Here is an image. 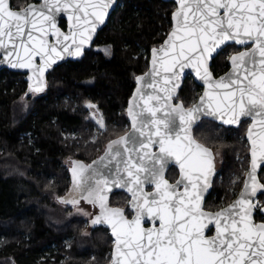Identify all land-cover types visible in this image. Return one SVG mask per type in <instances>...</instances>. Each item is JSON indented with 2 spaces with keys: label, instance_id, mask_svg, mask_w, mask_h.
<instances>
[{
  "label": "snow or ice",
  "instance_id": "obj_1",
  "mask_svg": "<svg viewBox=\"0 0 264 264\" xmlns=\"http://www.w3.org/2000/svg\"><path fill=\"white\" fill-rule=\"evenodd\" d=\"M179 4L174 14L178 26L161 48L164 55L160 68L166 85L160 89L162 95L145 99L137 89L133 99L142 100L143 105L140 110L129 106L132 131L112 141L106 153V157L119 158L112 183L132 192L136 215L129 221L123 209L107 206L104 193L109 177L96 172L99 179L95 189L83 190L88 193L85 199L99 203L100 214L92 223L111 226L116 237L117 258L113 264H264V223L256 224L252 215L256 207L252 198L258 190H264V183H259L256 176L264 162V0H179ZM111 5L112 0H43L40 5L28 4L14 11L10 0H0V47H18L15 58L12 51L7 53V62L13 68L32 69L31 79L39 83L56 60L83 54ZM62 11H67L69 21L74 22L67 34L56 23V15ZM34 32L38 35L34 36ZM51 34L56 38L54 44L46 39ZM230 40L240 44L252 41L254 48L233 55V71L216 81L209 61ZM156 53L157 49H153V77L160 75V69L155 67ZM37 57L42 61L40 65L35 63ZM185 68L195 70L208 87L199 102L187 109L183 102L171 103ZM42 90L43 86L34 89ZM153 100L159 107L148 106L150 116H146L144 106ZM157 113H161L159 118ZM204 114L227 124H239L241 117H252L255 124V117H260L262 133L252 139L250 182L245 183L241 198L235 205L214 213L203 208L213 153L190 132L192 124ZM113 145L117 147L113 149ZM153 145L158 146V151L152 150ZM173 159L182 179L169 184L164 172ZM146 183L154 185V194L144 192ZM63 202L79 203L75 198ZM146 216L153 222L158 220L159 227L145 230L142 221ZM213 222L217 234L206 237L205 229Z\"/></svg>",
  "mask_w": 264,
  "mask_h": 264
},
{
  "label": "trees",
  "instance_id": "obj_2",
  "mask_svg": "<svg viewBox=\"0 0 264 264\" xmlns=\"http://www.w3.org/2000/svg\"><path fill=\"white\" fill-rule=\"evenodd\" d=\"M32 1L36 0L12 4L22 8ZM175 8L174 2L164 0H119L92 48L81 60L56 66L42 94L27 92L25 74L0 71V264L110 262L114 240L109 230L92 225L87 232L85 217L68 215L70 205L60 200L71 182L64 159L72 155L89 162L129 129L126 107L135 79L147 70L151 49L170 31ZM61 26L66 28L65 20ZM232 49L226 46L213 60L216 75L227 70ZM202 89L189 75L176 100L190 106ZM89 103L105 117L106 128H100L103 133L95 141L97 124L90 117ZM247 127L248 120L236 128L202 119L194 129L200 142L223 154L207 201L212 208L228 203L243 186L250 159ZM7 165L26 173L12 174ZM260 177L264 182V169ZM54 194L59 195L57 200ZM114 197L118 204L128 198L123 192Z\"/></svg>",
  "mask_w": 264,
  "mask_h": 264
},
{
  "label": "water",
  "instance_id": "obj_3",
  "mask_svg": "<svg viewBox=\"0 0 264 264\" xmlns=\"http://www.w3.org/2000/svg\"><path fill=\"white\" fill-rule=\"evenodd\" d=\"M164 1L174 2L176 4V8L172 12V17H171V19H172V27H171L170 31L168 32L167 36L165 37V39L163 40V42L151 49L150 58H149V66H148L147 70L145 72L139 74L136 77V79H135V87H134V89L132 91L131 96L129 97L128 104H127V107H126V113H127V117H128L129 124H130L129 129L124 134H122L121 136L109 141L106 144V146H105V150L101 154H99L98 156L93 158L91 161L85 162L83 160L75 159V162H74L73 166L69 168L70 177H71L70 185H69L67 191L60 197V200L62 202H63V200H70L72 198H75L78 201H81L82 199H85L84 197H86L88 195V193L87 192H83V190L85 188H88L90 191L95 189V181L97 179H99V177L96 176V172H103L106 176L109 177L108 189H106L105 193H104L107 196V203L109 202V199H110V197H111V195H112V193L114 191H125L126 193L130 194L132 196V199H131V202H132L133 194H132V192H130L128 190V188L126 186H122L120 184H115L114 185L112 183V176H114L116 174V165H117V161L119 160V158H113V157H111V155H109V157H106V153H109L110 150H109L108 146H109V144L112 141L119 140L120 137L125 136L126 134H128V133H130L132 131V120H131V117L128 114L129 106L133 105L134 106V110H140V106L143 105V101L142 100H134L133 99L134 97H136L138 95L137 94V89H141V91H142V93L144 95V98L147 99V97L149 95L154 96V97L161 96L162 93L160 92V89L166 86L164 84V82H163L164 81V73H163V70L160 68V64H161V59L160 58L164 55V53L161 51V48H162V46H165V42L168 40V38L172 34L173 30L178 26L177 25V20H176L174 14L179 9L180 4H179V0H164ZM118 2H119V0H112V5H111V7L108 10V15L106 16L104 23L97 26L95 33L92 35V39H91L90 43L84 46L83 54L81 56H79V57L65 55L63 59L56 60V62L54 64H52L45 71L44 77L42 78V80L39 83H36V82L33 81V79H31V77L33 75L32 69L13 68L7 62V60H8L7 53L9 51H12L13 52V57L12 58H15V52L19 51L18 47L15 50L12 48L11 45H9L7 48L0 47V71L2 69L6 68V69L11 70L13 72L23 73V74H25V80L28 82L27 92L29 94H31V95L34 94L35 95V94L44 93L48 89V76H49L50 72L52 70H54V68L56 66H58V65H60V64H62L64 62H68L69 60H73V61H77L78 60L79 61V60H81L84 57V55L86 54V51H88V50H90L92 48L93 43H94L99 31L102 30L107 25V23H108V21H109V19L111 17V14L113 13V11L116 9V7L118 5ZM42 3H43V0H36V1H32V2H30L28 4L40 5ZM10 5H11L12 10H14V11H20V10H22L24 8V7H22V8L13 7L12 0H10ZM68 15H69V13L67 11L58 12L57 15H56L57 26L60 28V30L63 33H66V34L69 33L70 26H71L72 23H74L72 21H69ZM62 20L66 21V28H63L61 26V21ZM45 27H47V25H45ZM33 35L35 36V35H38V34L34 32ZM46 39H48V41L50 43L54 44L56 38H55L54 34H51ZM230 44H236L239 47H243L242 50H240L239 52L234 53L233 55H236L237 53H240V52L251 51L254 48V44H253L252 41H246L244 44H240V43H237L235 41H231L230 40V41L225 42V44L221 45L220 48H218L217 51L215 53H213L212 59L209 61V70L212 73V78L214 80H216V81H219L221 79V77H227L228 74H230L233 71L232 63H231V57L233 55L230 57V61H229L230 68L225 73H223V74H221L219 76H216L214 71L212 70L213 60L217 57V55L219 54V52L222 49H224L226 46H228ZM248 44H250V47L246 48V46ZM153 49H157V53H156L157 64L155 65V67L157 69H160V75L155 76V77L150 75L152 73V70H153V63H152V60H153ZM256 59L258 61V59H259L258 54H257ZM35 63L37 65H40L42 63V61L40 60L39 57H37L36 60H35ZM189 75L193 76L194 80L199 85H201L203 87V89H202L201 94L197 98V100L195 102H193L190 106H186L182 100H178L177 101L176 97L178 96L181 87L183 86L185 80L187 79V77ZM138 77H143L144 79L143 80H138L137 79ZM149 85H154V87H149ZM38 86H43V90L39 91V92L34 91V89L36 87H38ZM167 86L170 87L171 85H167ZM207 90H208L207 84L196 75L195 70H193L191 68H185L184 74H183V76L181 78L180 85H179V87L177 89L176 95L173 96V98L171 100V103L173 105H177L180 102H183L185 109L191 108V107H193L195 104H197L199 102L200 97L203 96L204 93ZM148 106H151V107L155 108V107H159V104L155 100H153V101H150L149 105H145L143 111H144V114L146 116H150V114L147 113V107ZM162 111H163V109H162ZM160 116H161V113H157V117L159 118ZM202 119H210V120L218 122L219 124L224 125L226 127H236V128L239 127L244 120H249L250 119V123L248 125L247 132H246V138H247V141H248V143L250 145L249 167H248L245 179H244V185H243L242 189L240 190V192L238 193V195L236 196L234 201L229 204V205H235L236 202L241 198V193L245 191V187H244L245 183L246 182H250L249 181V173L251 171V162H252V139H255L258 135L262 134L261 133V125L259 124L260 117H255V120L257 121L255 124H254V119L252 117H241L239 124H227L224 121H222L220 119H217L214 116H208L207 114H204V115H201L200 118L198 120H196L192 124L191 130H190L191 136L197 142H199L200 144L204 145L206 148H209L211 150V152L213 153V170H212L211 175L208 178L209 185L207 187V190L203 193V208H204V204H205L207 195L212 190V184H213L214 177H215V175L217 173V169H216V156H215L214 150L211 147H209V146L205 145L204 143L200 142L199 140H197V138L194 135V129H195V127L199 124V122ZM104 122L105 121H103L102 125H101L103 127V129H105V123ZM177 124L179 125V120L178 119H177ZM179 130L180 129L177 128V131H179ZM249 130H251V132H252V136L251 137L249 136ZM116 147H117V145H113V149H115ZM152 150L153 151H158V146L153 145ZM102 157L105 158L103 163H101V158ZM173 165H175V166H177L179 168L178 163H176L175 160L173 159V160L169 161V163H168V165H167V167L165 169V172H164V177H165V179H167L169 181V184H175L177 181L182 179L181 171H180V175H179L178 179L176 181H174V182H172L171 180H169L166 177V173H167L168 169L171 166H173ZM263 167H264V162L260 163V166L256 170L257 181L259 183H263L261 181V178H260V171L262 170ZM74 169H75V171H74ZM179 170H180V168H179ZM149 185H153V184L146 183L144 185V192L148 193V194H154L155 191H156L155 187L152 190L147 191V186H149ZM180 191H183V186L180 187ZM263 191L264 190H258L257 191V193L255 194V197L252 198L253 199V203H254V200L256 199V197H258ZM81 192H83V195H80ZM65 204L69 205L71 203H65ZM229 205H227V206H225V207H223L221 209H227L229 207ZM111 208H119V207H111ZM119 209H121V208H119ZM221 209H219L217 211H209V210H206L204 208V210L206 212H213V213L214 212H219ZM260 211H261V214L264 215V205L262 206ZM255 214H256V209L254 208L253 212H252L254 222H255ZM123 215H124V217L127 220L131 221L135 217L136 213H135V210H134L133 216L129 217V216H127V214L125 213V211L123 209ZM260 223H264V221L258 222V224H260ZM95 225L107 228L109 230L113 240H114V245H113V249H112V253H111L112 254V258H111V261L108 263V264H113V260L115 258H117V257H116V237H115V235H114V233L112 231V228L107 223H98V224H95ZM153 226L158 228L159 227V221L156 220L155 222H153V218L152 217L146 216L144 218V220L142 221V227L145 230H147V229H151ZM213 227H215V223L214 222L208 224V226L205 229V235ZM216 234H217V228H216V233L214 235H206V237L211 238V237H214Z\"/></svg>",
  "mask_w": 264,
  "mask_h": 264
},
{
  "label": "flooded vegetation",
  "instance_id": "obj_4",
  "mask_svg": "<svg viewBox=\"0 0 264 264\" xmlns=\"http://www.w3.org/2000/svg\"><path fill=\"white\" fill-rule=\"evenodd\" d=\"M230 45L233 46V49L231 50V52L229 53V55H228V57H227V59H228V68H227V70L230 68V63H229V61H230V57H231L234 53L239 52L240 50L243 49V47H239V46H237L236 44H230ZM248 47H250V44H248V45L246 46V48H248ZM105 49H108V48H106V47H102V50H105ZM108 50H109V49H108ZM108 53H109V52H108ZM227 70H225L224 72H222V73H220V74H218V75H216V74H215V75H216V76H219V75L225 73ZM90 105H91V106H90ZM87 106H88V108L90 109V117L93 119L94 122H96V124L99 125V128H102V129H103V127H102L101 125H102V122L105 121V117H104L102 111H100V110L98 109L97 105H95V104H90V103H89V104H87ZM244 121H245V120H244ZM104 123H105V122H104ZM249 123H250V119L248 120V125H249ZM129 126H130V124H129ZM105 128H106V124H105ZM237 128H238V127H237ZM247 128H248V127H247ZM103 130H104V129H103ZM194 135H195V134H194ZM195 137H196V136H195ZM197 140H198V139H197ZM205 145H207V144H205ZM207 146H209V145H207ZM249 146H250V145H249ZM209 147H211V146H209ZM211 148H212V149L214 150V152H215V149H214L213 147H211ZM104 150H105V148H104ZM104 150H103V151H104ZM103 151H102V152H103ZM102 152H101V153H102ZM101 153H100V154H101ZM249 154H250V151H249ZM215 156H216V152H215ZM249 160H250V159H249ZM74 162H75V159L72 160V165H71L70 167L73 166ZM216 169H217V173H218V168H217V156H216ZM263 169H264V167H263L262 170L260 171L261 176H262V171H263ZM217 173H216V175H217ZM246 173H247V172H246ZM179 175H180V170H179V168H178L177 166H175V165L171 166V167L168 169L167 173H166V177H167L169 180H171L172 182L176 181V180L178 179ZM216 175H215V177H216ZM245 176H246V174H245ZM215 177H214V180H215ZM260 178H261V177H260ZM244 179H245V177H244ZM214 180H213V184H214ZM261 181H262V179H261ZM262 182H263V181H262ZM263 183H264V182H263ZM213 184H212V188H213ZM243 185H244V183H243ZM242 187H243V186H242ZM153 188H154L153 185H149V186H147V191H150V190H152ZM241 189H242V188H241ZM241 189H240V190H241ZM240 190L237 191V192L235 193L234 197H233L228 203H223V204L220 205L218 208H212V207L209 205V203L207 202V201H208V198H209V196H210V194H211V192H212V190H211V191L208 193V195H207V198H206V201H205V204H204V208H205L206 210H209V211H217V210H219V209H221V208H223V207L229 205L230 203H232V202L234 201V199L236 198V196L238 195V193L240 192ZM119 192H123V193H125V194L128 196V198H127V202H126L125 204H118V203H116V202L114 201V199H115V197H114L115 194H117V193H119ZM263 193H264V191H263L258 197H256V199L254 200V204H256V207H255V209H256L255 223H256V224H258V222H260V221H264V215L261 214V211H260L261 208H262V206L264 205V201H263V204L260 205V207L257 206L258 201L261 203L260 196H261ZM131 199H132V196H131L130 194L126 193L125 191H114V192L112 193L110 199H109V202L107 203V206H108L109 208H111V207H119V208H121V209H124V211H125V213L127 214V216L130 217V216H133V214H134V209L132 208V202H131ZM81 204L88 205V206L90 207V210H91V212H92V216H91V218L89 219V221H90V228H91L92 225H95V224L92 223V220L95 218V216H97V215L100 214L99 203H95V204H93V203H90L88 199H82V200L79 201V203L76 204V205H81ZM69 205H70V206H76V205H73L72 203L69 204ZM215 233H216V228L213 227L212 229H210V230L207 232L206 235H214Z\"/></svg>",
  "mask_w": 264,
  "mask_h": 264
},
{
  "label": "rangeland",
  "instance_id": "obj_5",
  "mask_svg": "<svg viewBox=\"0 0 264 264\" xmlns=\"http://www.w3.org/2000/svg\"><path fill=\"white\" fill-rule=\"evenodd\" d=\"M21 100L25 103V105L28 104V101L26 100V97L25 96H22L21 97ZM128 127H129V122H128V125L125 124V128H128ZM102 133H103V130L100 129L99 128V125L97 124L96 125V129H95V132H94V134L92 136V141H95ZM104 148H105V146H103V148L101 147L99 149V152L101 153L104 150ZM214 149H215L216 156H217V168L219 170L220 167L222 166V163H223V154H222V151H221L220 148H214ZM73 158L74 157L72 155L67 156L64 159V164H66L67 167H70L72 165ZM5 168L8 170V172H10L12 174H14L15 172H18V173H26L21 168H19L18 166H15L14 168H12L11 165H7ZM247 170L248 169H246L245 174H246ZM58 196H59L58 194H54L53 198L55 200H57ZM263 201H264V198H262L261 203L258 201L257 206L260 207V205L263 204ZM69 207H71V209L68 212V215H71L73 213H78V214H82L85 217V219L87 220V225H88L87 232H88V230H90V221H89V219L92 216V212L90 210V207L88 205H84V204L76 205V206H69Z\"/></svg>",
  "mask_w": 264,
  "mask_h": 264
}]
</instances>
